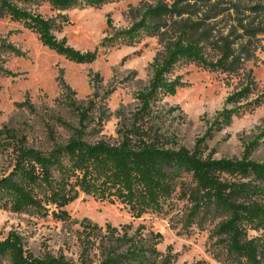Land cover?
I'll return each instance as SVG.
<instances>
[{
    "label": "trees",
    "instance_id": "obj_1",
    "mask_svg": "<svg viewBox=\"0 0 264 264\" xmlns=\"http://www.w3.org/2000/svg\"><path fill=\"white\" fill-rule=\"evenodd\" d=\"M117 1L0 0V18L23 23L38 35L45 47L67 60L92 64L98 59V49L82 53L68 45L65 38L59 40L55 33L62 31V23L54 18L46 19L29 8L48 3L54 10L67 11L101 8ZM186 1L178 0L171 6L160 3L148 7L139 21L128 29L115 32L102 45L113 46L118 42L133 46L145 37L156 36L163 40L167 20L181 16L180 5ZM201 26L200 23L178 26L175 39L165 47L164 56L153 62L149 85L137 95L138 111L131 122L118 131V138L113 142L88 140L97 132L87 130L95 102L81 104L75 90L59 78L62 95L68 107L77 112L79 125L74 127L61 118L57 119L59 126L71 132V137L60 143L49 130L50 143L46 149L29 145L25 138L12 146V165L0 175V210L72 222L66 208L84 195L95 201L123 205L134 219H140L169 208L181 189V198L194 204V213L204 211L223 217L213 232V237L218 239L215 244L225 256V261L219 262L264 264V163L252 159L254 152L264 143V131L245 144L239 159H214V152L206 153L208 141L230 127L234 118L261 106L264 95L249 101L254 94L250 82L241 91L230 95L204 136L196 140L192 151L172 146L152 123L156 105L187 86L181 76L176 75L180 65L189 63L211 72L233 73L241 69L242 55L247 61L254 56L251 41L242 47V55H236L232 43L225 40L218 47L219 57L208 60L202 40L193 35ZM251 34L250 40L256 35ZM2 49L15 56L22 55L12 44ZM0 75L17 77L4 67L1 55ZM91 81L99 89L100 75ZM19 106L34 109L28 101ZM185 174L190 175L194 183L188 190L180 181ZM80 228L82 250L78 261L68 260L62 254L46 253L36 257L26 248L25 239L15 231L0 241V260L9 258L11 264H176L171 248L166 254L158 250L162 234L146 233L143 226L101 227L84 219ZM193 264L208 263L200 260Z\"/></svg>",
    "mask_w": 264,
    "mask_h": 264
},
{
    "label": "rangeland",
    "instance_id": "obj_2",
    "mask_svg": "<svg viewBox=\"0 0 264 264\" xmlns=\"http://www.w3.org/2000/svg\"><path fill=\"white\" fill-rule=\"evenodd\" d=\"M178 0H119L101 8L57 11L48 3L29 9L46 19L62 23L61 32L68 45L82 53L98 49V59L92 64H77L45 47L36 33L23 23L0 18V55L4 67L17 74L15 78L0 75V175L12 165V146L20 139L29 145L46 149L48 133L66 142L71 132L59 126L61 118L74 127L79 124L76 111L68 107L62 95L59 78H63L77 93L81 104L95 102L90 112L88 131L96 130L89 141L113 142L118 131L128 125L139 109L137 95L148 85L153 75V62L162 58L165 47L176 37L182 23H200L201 29L193 35L202 40L208 60H216L219 46L227 40L236 55L242 47L255 51L250 60L242 55L241 69L233 73L211 72L195 64H182L176 75L181 76L186 87L173 97H165L153 110L152 123L174 147L192 151L196 140L202 138L214 118L225 107L227 98L241 91L250 82L254 94L249 101L264 95V0H188L180 5L183 14L167 20L164 39L145 37L133 46L114 42L102 43L115 32L130 28L139 21L150 6L173 5ZM110 21V22H109ZM174 22L178 23L177 25ZM251 33L255 37L249 38ZM14 45L22 55L4 52L5 45ZM100 75L99 89L92 83ZM97 93L98 96L95 97ZM28 101L33 111L20 107ZM243 104V103H242ZM87 106V104H86ZM264 131V102L255 110L234 118L230 127L215 134L208 141L206 153L214 152V159L241 158L245 144L251 143ZM252 159L264 163V143L254 152ZM185 188L194 186L192 177L183 175ZM194 204L181 198V189L169 208L162 213H149L134 219L123 205H111L82 195L66 210L72 222H63L51 216L15 214L0 210V241L11 231L18 232L26 248L36 257L44 254L64 255L78 261L81 254L80 223L87 219L101 227L111 225L121 228L143 226L146 233H160L163 238L158 250L166 254L171 248L176 264H193L205 260L208 264H222L223 251L218 247L213 232L223 217L215 213L198 211ZM218 247V248H217ZM0 264H11L9 258Z\"/></svg>",
    "mask_w": 264,
    "mask_h": 264
}]
</instances>
